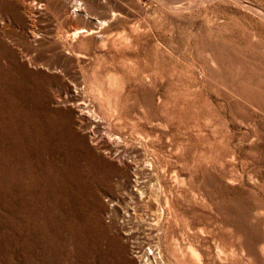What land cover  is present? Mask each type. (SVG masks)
<instances>
[{"label":"rangeland","instance_id":"1","mask_svg":"<svg viewBox=\"0 0 264 264\" xmlns=\"http://www.w3.org/2000/svg\"><path fill=\"white\" fill-rule=\"evenodd\" d=\"M263 249L264 0H0V264Z\"/></svg>","mask_w":264,"mask_h":264},{"label":"bare ground","instance_id":"2","mask_svg":"<svg viewBox=\"0 0 264 264\" xmlns=\"http://www.w3.org/2000/svg\"><path fill=\"white\" fill-rule=\"evenodd\" d=\"M193 1V0H192ZM180 3V2H179ZM195 3V2H194ZM178 4V3H177ZM177 6V5H176ZM181 6V5H180ZM185 6H186V4H185ZM192 7V6H191ZM187 8V7H186ZM78 9V8H77ZM184 10V9H183ZM80 30V29H79ZM78 31V28L76 27V28H74V30L71 32V33H76ZM86 31V30H85ZM81 33V32H80ZM75 35V34H74ZM253 40V39H252ZM250 42V41H249ZM256 44V43H255ZM215 45H217V44H215ZM250 45V44H249ZM219 46V45H218ZM257 46V45H256ZM217 46H215V48H216ZM218 48V47H217ZM222 49V48H221ZM220 49V50H221ZM227 49V48H226ZM231 50V49H230ZM229 50V51H230ZM233 50V49H232ZM263 50V49H262ZM226 51V50H225ZM224 51V52H225ZM234 51V50H233ZM223 52V55L225 54V55H228V54H226V53H224ZM228 52V51H227ZM239 52H241V51H238V53ZM255 52V51H254ZM257 52H259L258 50H257ZM214 53V52H213ZM219 52H217V54H218ZM237 53V52H236ZM234 54H235V52H234ZM247 54V53H246ZM214 55H215V53H214ZM212 56V55H211ZM217 56V55H216ZM219 56V55H218ZM222 56V55H221ZM233 56V55H232ZM208 57H209V55H208ZM236 57H238V56H236ZM260 57V56H259ZM259 57H257V58H259ZM227 58V57H226ZM253 58H254V55H253ZM240 59V58H239ZM246 59V58H245ZM250 59V58H249ZM225 60V59H224ZM252 60V59H251ZM223 61V60H222ZM233 61V60H232ZM235 61V60H234ZM240 61V60H239ZM256 61V60H255ZM228 62V61H227ZM216 63V62H215ZM233 63V62H232ZM251 63H254V62H251ZM228 64V63H227ZM234 64L236 65V63L234 62ZM239 64V63H238ZM242 64V63H241ZM248 64V63H247ZM233 65V64H232ZM240 65V64H239ZM252 65V64H251ZM230 66V65H229ZM243 66V65H242ZM213 67V66H212ZM239 67V66H238ZM245 67V66H244ZM252 67V66H251ZM254 67V66H253ZM258 67V66H257ZM234 68V67H233ZM253 69V68H252ZM259 69V68H258ZM230 70H231V68H230ZM244 71V70H243ZM258 71V70H257ZM230 72V71H229ZM233 72H235V71H233ZM245 72V71H244ZM243 72V73H244ZM247 72V71H246ZM213 73V72H212ZM221 73V72H220ZM231 73V72H230ZM237 73V72H236ZM222 74V73H221ZM212 75V74H211ZM231 75V74H230ZM243 75V74H242ZM248 75V74H247ZM222 76V75H221ZM236 76H237V74H236ZM239 76V75H238ZM218 77V76H217ZM240 77H241V75H240ZM254 78H255V76H253ZM225 78V77H224ZM229 78H230V76H229ZM235 78V77H234ZM239 78V77H238ZM216 79V78H215ZM231 79V78H230ZM252 80V79H251ZM245 81H247V80H245ZM223 82V81H222ZM237 82V81H236ZM248 82V81H247ZM221 83V82H220ZM234 83V82H233ZM239 83H240V81H239ZM225 84V83H224ZM252 84V83H251ZM230 85V84H229ZM234 86V85H233ZM249 86V85H248ZM252 86V85H251ZM262 249V248H261ZM192 251V250H191ZM219 251H221L220 249H219ZM263 251H264V249H263ZM152 254V253H151ZM195 254V253H194Z\"/></svg>","mask_w":264,"mask_h":264}]
</instances>
